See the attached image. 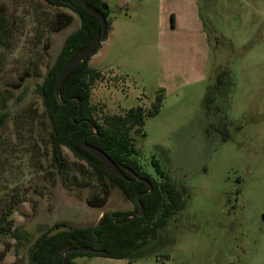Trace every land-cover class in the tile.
<instances>
[{
  "label": "rangeland",
  "instance_id": "374dc122",
  "mask_svg": "<svg viewBox=\"0 0 264 264\" xmlns=\"http://www.w3.org/2000/svg\"><path fill=\"white\" fill-rule=\"evenodd\" d=\"M110 28L90 65L95 117L143 107L135 158L183 193L185 206L157 239L128 258L78 264H264V0H104ZM0 210L37 238L96 225L135 202L63 149L53 161L41 85L67 37L73 10L46 0H0ZM10 115L1 120L4 112ZM150 112V113H149ZM134 156V155H133ZM2 235L0 264H31Z\"/></svg>",
  "mask_w": 264,
  "mask_h": 264
},
{
  "label": "trees",
  "instance_id": "16d2710c",
  "mask_svg": "<svg viewBox=\"0 0 264 264\" xmlns=\"http://www.w3.org/2000/svg\"><path fill=\"white\" fill-rule=\"evenodd\" d=\"M46 1L55 6L67 7L81 18L80 28L67 37L40 90L51 123L53 161L61 165L63 149L68 148L76 158L93 167L100 178L107 176L111 185L119 187L128 199L135 202L136 210L140 209L137 195L141 194L145 210L142 215L133 218L130 214L134 211H106L96 225L55 231L61 227L62 224L59 223L46 228L35 238L29 230L13 225L11 215L15 203L10 202L0 210V239L2 235L15 239L16 255L19 256L21 252L31 253V264H65V261L68 264H78L75 259L86 255L128 258L132 263L139 258L146 245L158 238L159 232L164 229L169 219L184 208L183 193L175 183L166 179L158 161H154L159 173V178H156L135 158L138 154L135 134L145 135L143 125L148 112L143 107L131 108L123 114L107 115L104 122L95 117V107L91 104L92 86L102 77V72L90 65L93 56L81 62L68 74L61 87V98L57 97L56 86L61 72L102 31V22L85 8L83 0ZM88 1L93 9L103 11L107 17L108 9L103 10L104 0ZM107 24L104 40L110 28L108 20ZM6 31L5 19L0 16V41ZM9 115L7 111L4 112L1 120L5 121ZM85 139L106 151L119 166L132 169L138 176L126 169L123 170L129 179L112 172L84 146ZM67 244L72 247L91 246L103 252H60Z\"/></svg>",
  "mask_w": 264,
  "mask_h": 264
},
{
  "label": "water",
  "instance_id": "95a60500",
  "mask_svg": "<svg viewBox=\"0 0 264 264\" xmlns=\"http://www.w3.org/2000/svg\"><path fill=\"white\" fill-rule=\"evenodd\" d=\"M83 4L87 10H89L91 13H93L95 16H97L101 22H102V31L98 32L95 37L91 40V42L88 44V46L80 51L72 60H70L66 66L64 67L63 71L61 72L58 81H57V86H56V95L60 99L61 98V87L63 82L65 81L66 77L68 74L75 68L77 67L81 62L87 60L91 56H93L96 51L99 48V45L101 42L104 40L106 33H107V18L104 14L103 11L101 10H95L89 5L88 0H83ZM108 4L106 2L103 3V10H107ZM81 111V100L79 99V112ZM84 146L96 157H98L100 160H102L106 166L115 174L118 176L129 179V177L125 174L123 169H126L128 172L133 174L134 176H138L137 173H135L132 169L126 168V167H121L119 166L114 159L102 148L88 143L87 139L84 140ZM137 199L140 203V209L137 211H134L130 214V217L133 218L136 215H142L144 213V205L141 202V194L137 195ZM105 213V212H104ZM103 213V215H104ZM102 215V216H103ZM128 221V220H127ZM60 252L62 253H68V252H103L100 249H95L91 246H79V247H72L71 244H67L63 248H61ZM65 264H68L65 261Z\"/></svg>",
  "mask_w": 264,
  "mask_h": 264
},
{
  "label": "flooded vegetation",
  "instance_id": "af4514ba",
  "mask_svg": "<svg viewBox=\"0 0 264 264\" xmlns=\"http://www.w3.org/2000/svg\"><path fill=\"white\" fill-rule=\"evenodd\" d=\"M133 211H137L136 208Z\"/></svg>",
  "mask_w": 264,
  "mask_h": 264
}]
</instances>
